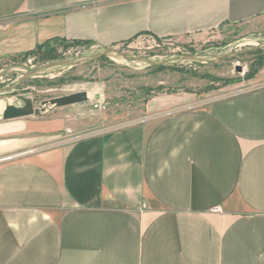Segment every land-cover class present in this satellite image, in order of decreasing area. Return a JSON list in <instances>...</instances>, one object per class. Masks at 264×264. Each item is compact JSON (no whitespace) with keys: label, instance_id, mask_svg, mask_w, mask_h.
Instances as JSON below:
<instances>
[{"label":"crops","instance_id":"obj_1","mask_svg":"<svg viewBox=\"0 0 264 264\" xmlns=\"http://www.w3.org/2000/svg\"><path fill=\"white\" fill-rule=\"evenodd\" d=\"M264 25V0H0V62L46 41ZM0 118V264H264V86L54 140Z\"/></svg>","mask_w":264,"mask_h":264},{"label":"rangeland","instance_id":"obj_2","mask_svg":"<svg viewBox=\"0 0 264 264\" xmlns=\"http://www.w3.org/2000/svg\"><path fill=\"white\" fill-rule=\"evenodd\" d=\"M261 86L264 25L257 23L168 39L144 35L110 47L53 41L32 54L0 62L2 110L29 101L34 113L23 118L51 125L54 140L60 142ZM81 91L86 101L49 103Z\"/></svg>","mask_w":264,"mask_h":264},{"label":"water","instance_id":"obj_3","mask_svg":"<svg viewBox=\"0 0 264 264\" xmlns=\"http://www.w3.org/2000/svg\"><path fill=\"white\" fill-rule=\"evenodd\" d=\"M110 52H114V53L121 55L119 52L114 51V50H110ZM143 60H145L148 63H151V61H149L148 59H143ZM235 70L240 71L241 67L236 66ZM86 100H87L86 93L84 91H81V92H76V93L68 94V95L61 96V97L52 98L49 100V103L51 105L55 104L57 106H64V105H68V104H72L76 102H82ZM33 113H34V109L29 101H26L22 106L7 104L2 110L1 119L7 120V119L18 118V117H24V116L31 115Z\"/></svg>","mask_w":264,"mask_h":264},{"label":"built area","instance_id":"obj_4","mask_svg":"<svg viewBox=\"0 0 264 264\" xmlns=\"http://www.w3.org/2000/svg\"><path fill=\"white\" fill-rule=\"evenodd\" d=\"M94 107L100 109L101 105H100V103H95ZM13 157H14L13 155L5 156V157L0 158V161L11 160Z\"/></svg>","mask_w":264,"mask_h":264},{"label":"trees","instance_id":"obj_5","mask_svg":"<svg viewBox=\"0 0 264 264\" xmlns=\"http://www.w3.org/2000/svg\"><path fill=\"white\" fill-rule=\"evenodd\" d=\"M48 43H49V41H46L45 43L36 46V48H35L34 50H32V51H30V52H26V53H24L23 56H25V55H29V54H32L35 50L42 48L44 45H46V44H48Z\"/></svg>","mask_w":264,"mask_h":264},{"label":"bare ground","instance_id":"obj_6","mask_svg":"<svg viewBox=\"0 0 264 264\" xmlns=\"http://www.w3.org/2000/svg\"><path fill=\"white\" fill-rule=\"evenodd\" d=\"M2 106H3V105H2V102H1V100H0V110H2Z\"/></svg>","mask_w":264,"mask_h":264}]
</instances>
